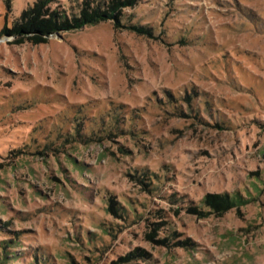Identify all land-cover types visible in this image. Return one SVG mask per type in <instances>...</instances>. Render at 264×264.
I'll return each mask as SVG.
<instances>
[{
	"label": "rangeland",
	"instance_id": "rangeland-1",
	"mask_svg": "<svg viewBox=\"0 0 264 264\" xmlns=\"http://www.w3.org/2000/svg\"><path fill=\"white\" fill-rule=\"evenodd\" d=\"M0 264H264V0H0Z\"/></svg>",
	"mask_w": 264,
	"mask_h": 264
},
{
	"label": "trees",
	"instance_id": "trees-1",
	"mask_svg": "<svg viewBox=\"0 0 264 264\" xmlns=\"http://www.w3.org/2000/svg\"><path fill=\"white\" fill-rule=\"evenodd\" d=\"M99 6L96 7L97 9L93 10L92 12H88L87 10H85L83 12V17L84 20H87L92 22L95 21L98 17V15L100 14L99 12ZM60 11L58 10H54V12L50 13L48 18H37L34 22V26H32V28H35V30H42L44 31V33H49V32H55L58 30H62V29H67L71 26L70 22L67 20V18L64 17V14H60ZM76 22V21H75ZM74 22V26H79L78 24L83 23V21L75 23ZM234 197H230V199H233ZM229 199H225V201Z\"/></svg>",
	"mask_w": 264,
	"mask_h": 264
}]
</instances>
